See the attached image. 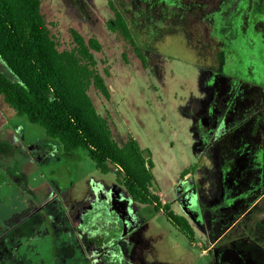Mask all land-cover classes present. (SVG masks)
<instances>
[{"label":"rangeland","instance_id":"1","mask_svg":"<svg viewBox=\"0 0 264 264\" xmlns=\"http://www.w3.org/2000/svg\"><path fill=\"white\" fill-rule=\"evenodd\" d=\"M168 1L162 2L166 7L157 5L152 9L154 0L145 5L134 0H112L125 16L143 53L145 67H142L134 46L107 28V22L115 19L114 10L107 0H41L40 8L59 50L71 49L75 45L71 28L85 41L95 37L100 42L101 50L91 52L109 97L93 86L89 87L88 94L98 113L107 118L117 142L132 136L142 149L150 150L155 177L152 190L162 202H170L174 213L186 218L194 231L192 241L189 242L183 232L170 224L161 211L154 214L148 205L133 201L124 187L116 182L112 171L101 173L82 149L64 152L56 140L46 136L41 126L30 123L26 117L17 116L2 96L0 228L4 229L6 219L17 220L25 212L40 207L45 198L54 193L60 196L64 189L60 196L64 201L62 208L73 213L86 197L95 195L91 194L92 191L96 193L100 188L128 217L126 240L130 261L139 264H208V255L203 251L202 232L193 218L182 210L179 192L184 185L191 183L202 188L200 191L205 194H209L211 188L209 180L199 182L201 176H205V168L211 166V157L208 153L204 156L198 153L197 131L194 130L198 123L194 126L189 115L194 117L193 112L198 114L201 110V96L205 91V85L199 86L197 82L198 68L190 65L192 49L198 45L201 48L213 47L203 42V27L202 32H194L192 25L181 27L184 21L191 24V17L178 22V19L166 16L169 9L179 10V5L176 9ZM258 6L261 8V4ZM263 10L264 6L260 11ZM162 12L164 14H160ZM168 19L175 28H181L172 31ZM204 51L203 54L206 53ZM251 62L256 64L258 59L253 57ZM0 70L11 77L4 64L0 63ZM192 104V112H186ZM218 130L222 132L224 129ZM33 141L47 142L49 156L41 158L31 154L28 146ZM54 143H57V148L52 147ZM9 146L11 154H1ZM5 164L26 177L23 185L9 175ZM194 164H198L195 173L191 170L190 174L179 176L184 168ZM95 211H101L100 205ZM104 218L97 217L95 222H102ZM23 244L25 248L21 250L26 251L35 264H51L53 261L54 240L50 234L38 240H23ZM77 260L80 261L81 257L78 256ZM69 263L79 264L78 261Z\"/></svg>","mask_w":264,"mask_h":264},{"label":"flooded vegetation","instance_id":"2","mask_svg":"<svg viewBox=\"0 0 264 264\" xmlns=\"http://www.w3.org/2000/svg\"><path fill=\"white\" fill-rule=\"evenodd\" d=\"M149 1L134 0L141 5ZM154 1L152 7L148 4L152 9L166 7L162 2L167 0ZM183 1L169 0L179 10L169 9L166 16L178 22L191 17V24L184 21L181 27L192 25L194 32L203 27V42L213 47L192 49L190 65L198 68L197 82L205 91L199 119L197 113L189 115L194 126L198 123V153L211 157L199 182L209 180L211 188L205 194L195 183L184 185L179 203L202 232L208 264H264V0ZM181 27L170 22L172 31ZM44 142L30 143V153L49 156ZM11 152L9 146L1 154ZM11 177L22 185L26 180L24 175ZM91 194L73 213L63 210L64 201L54 193L17 220L6 219L0 228V264H35L21 250L23 240L47 234L54 240L51 264H139L128 258L125 212L104 190ZM98 205L101 213L95 211ZM103 216L104 221L95 222Z\"/></svg>","mask_w":264,"mask_h":264},{"label":"trees","instance_id":"3","mask_svg":"<svg viewBox=\"0 0 264 264\" xmlns=\"http://www.w3.org/2000/svg\"><path fill=\"white\" fill-rule=\"evenodd\" d=\"M107 2L115 14V19L107 22V28L134 46L145 67V59L123 12L112 0ZM40 5L41 0H0V63L11 74L10 77L0 70L3 101L17 116L41 126L64 152L84 150L97 170L114 173L116 182L133 201L148 205L154 214L161 211L191 242L194 231L186 218L174 213L170 202H162L152 190L155 177L150 150L142 149L132 136L117 142L107 118L98 113L88 94L93 86L109 97L91 52L101 50L100 42L95 37L85 41L71 28L75 45L59 50ZM53 148H57V143ZM197 165L184 168L179 176L194 172ZM9 173L20 174L16 168Z\"/></svg>","mask_w":264,"mask_h":264}]
</instances>
